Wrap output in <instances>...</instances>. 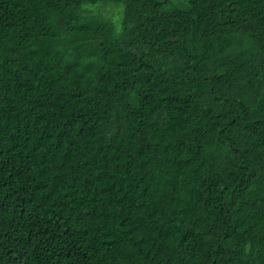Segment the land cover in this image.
I'll use <instances>...</instances> for the list:
<instances>
[{"label": "trees", "instance_id": "16d2710c", "mask_svg": "<svg viewBox=\"0 0 264 264\" xmlns=\"http://www.w3.org/2000/svg\"><path fill=\"white\" fill-rule=\"evenodd\" d=\"M0 264H264V0H0Z\"/></svg>", "mask_w": 264, "mask_h": 264}, {"label": "rangeland", "instance_id": "374dc122", "mask_svg": "<svg viewBox=\"0 0 264 264\" xmlns=\"http://www.w3.org/2000/svg\"><path fill=\"white\" fill-rule=\"evenodd\" d=\"M112 13H115V8H111Z\"/></svg>", "mask_w": 264, "mask_h": 264}]
</instances>
